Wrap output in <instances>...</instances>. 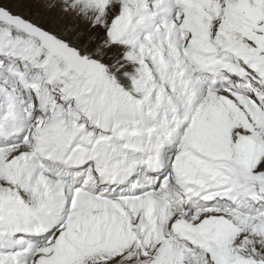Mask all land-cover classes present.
<instances>
[{"label":"snow or ice","instance_id":"6c2138e0","mask_svg":"<svg viewBox=\"0 0 264 264\" xmlns=\"http://www.w3.org/2000/svg\"><path fill=\"white\" fill-rule=\"evenodd\" d=\"M0 264H264V0H0Z\"/></svg>","mask_w":264,"mask_h":264}]
</instances>
